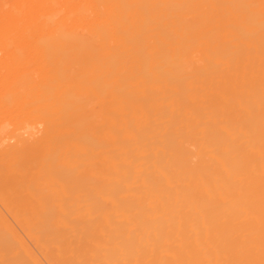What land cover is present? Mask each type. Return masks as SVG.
<instances>
[{"label":"bare ground","instance_id":"obj_1","mask_svg":"<svg viewBox=\"0 0 264 264\" xmlns=\"http://www.w3.org/2000/svg\"><path fill=\"white\" fill-rule=\"evenodd\" d=\"M0 264H264V0H0Z\"/></svg>","mask_w":264,"mask_h":264}]
</instances>
